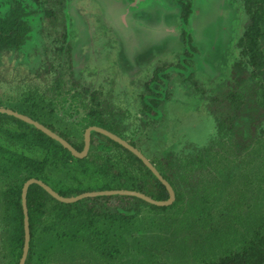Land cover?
<instances>
[{
  "label": "trees",
  "instance_id": "1",
  "mask_svg": "<svg viewBox=\"0 0 264 264\" xmlns=\"http://www.w3.org/2000/svg\"><path fill=\"white\" fill-rule=\"evenodd\" d=\"M253 1L247 0V4ZM259 2L261 7L264 6V0ZM247 48L244 55L248 56V67L243 61L233 63L234 85L230 84L225 91L210 98L218 110V107L226 106L225 111L214 118L216 134L212 143L200 149L194 145L192 154L181 152L179 154L184 155L181 158L169 152L164 160H150L175 191L176 200L171 206L152 205L135 196L87 198L84 199L87 215L80 219L76 211L66 208L67 204L55 200L41 186L32 184L27 193L31 240L25 264H53V261L91 264L87 259L90 257L102 258L104 264H264V52L258 44H247ZM76 72L72 73L76 75ZM183 75L181 73V80L189 81L190 77ZM159 78L157 76L147 85L149 93L140 99L142 116L139 121L143 126L147 123L146 118L160 117V104L169 98L160 86ZM189 82L191 95L206 96L196 82ZM65 83L68 82L56 78L50 89L59 90ZM69 89L74 90L70 97ZM69 89L64 100L80 103L82 93L75 92L74 81ZM35 90L23 91L27 106L39 118H45V126L58 132L76 150H83L84 134L89 126L102 127L128 140L123 130L122 136L117 133L120 132L118 120L121 114L103 110L101 96L89 95L87 101V95L83 94L80 107L83 111L89 110L83 119L86 124L80 130H65L64 122L61 127H51L54 107ZM105 115L109 120L105 121ZM95 137L101 139L98 144H95ZM129 142L137 147L136 143ZM197 173L200 175L198 180L195 179ZM31 178L47 185L51 182L55 186L51 188L64 197L84 193L80 189L82 183L96 179L97 186L102 185L104 190H134L158 201L169 198L166 187L141 159L113 140L92 132L87 157L78 159L34 126L0 113V218L4 264H19L22 257V188ZM235 184H240L238 196L229 190ZM215 192L223 203L221 222L216 226L211 209ZM107 201L116 203L113 211L98 212L97 205ZM87 203L89 206L85 207ZM244 206L247 207L242 213ZM173 211L177 216L168 214ZM148 212L169 215L162 228L168 236H154L151 239L154 243L149 245L134 238L131 249L128 247L123 253L120 251L125 241L123 233L133 232V227L142 220V214ZM242 216L243 221L249 219L251 228L244 227ZM101 218L108 220L110 225L97 226ZM241 224L244 230L240 229ZM191 231L196 232V240L188 244L183 237L177 242L181 233ZM178 245L183 248L179 249L180 254H175L173 251L176 252ZM171 251L173 257L168 255Z\"/></svg>",
  "mask_w": 264,
  "mask_h": 264
},
{
  "label": "flooded vegetation",
  "instance_id": "2",
  "mask_svg": "<svg viewBox=\"0 0 264 264\" xmlns=\"http://www.w3.org/2000/svg\"><path fill=\"white\" fill-rule=\"evenodd\" d=\"M98 8L102 14L96 13ZM235 21L239 27H234ZM227 44L232 46L229 53ZM247 44H258L264 52V6L259 0L250 5L247 0H0V68L8 61L20 70L29 71L32 84L25 90L36 89L43 96L51 93L54 100H46L54 108L57 99L65 101L73 81L77 85L75 92L86 94L87 101L89 95L101 96L102 92L91 90L86 84L92 71L100 69L109 73L107 80L114 82V86L131 78L132 87L137 84L135 79H145L140 83L141 89L139 82L134 90L118 87L119 96H125L126 92L135 94L139 92L137 89L146 91L143 96L148 95L147 85L157 76L169 96L166 88L173 72L181 79V73L190 77L189 81L199 86L203 79L196 76L198 68L214 77L228 66L229 56L233 57L230 67L240 61L248 67V56L244 55ZM219 60L226 62L225 66ZM56 78L68 83L59 90H51L50 85L41 90V84H51ZM37 81L40 85H36ZM113 89L112 94L116 92ZM73 91L68 92L69 97ZM109 103L107 107L111 109L113 104ZM204 110L203 107L200 111ZM84 112L86 116L89 110ZM60 119L55 114L51 127H61L64 121ZM104 119L109 120L107 115ZM2 232L0 218L1 248Z\"/></svg>",
  "mask_w": 264,
  "mask_h": 264
},
{
  "label": "rangeland",
  "instance_id": "3",
  "mask_svg": "<svg viewBox=\"0 0 264 264\" xmlns=\"http://www.w3.org/2000/svg\"><path fill=\"white\" fill-rule=\"evenodd\" d=\"M235 4V2H234ZM233 4V6H234ZM236 8V7H234ZM96 13L102 14L101 9H96ZM234 27L236 28V25L238 22L235 21ZM239 27V26H238ZM235 34H238V28L235 31ZM134 42V41H132ZM134 45V44H133ZM227 50L226 52H231L232 46L231 44H227ZM25 51V50H24ZM23 51V52H24ZM27 51V48H26ZM235 52V51H234ZM218 62L220 65L225 66L224 61L219 60ZM233 61V57H228V63L224 71L216 74L214 77H210L206 72L203 71V69H199L196 71V76H199L203 79V83H199V87L204 90L206 93V96L201 98V94H193L191 95L192 88H190L189 83H184V81L181 80V77L176 75L173 72L174 77L170 81V84L167 86L166 90L169 91V98H167L166 101L162 102L160 105V111H159V118L154 117H148L146 118V125L143 126L141 122L139 121V118L142 116L140 114V109L142 107V102L140 100V95H145L146 91L139 90L143 86L140 84L141 82L145 81L143 80H136L137 84L135 86H129L130 81L129 79V72L128 74V80H123V85L116 84L114 86V82H109L107 80L108 72L104 69H100L99 72L92 71V77H87V86L91 88V90H97L99 92H102L100 99L102 103L104 104L103 110H115L114 112L116 114H121L119 117V125L120 132L117 131L119 135L122 136L121 130H123L126 133L128 141H132L136 143L137 148L143 152V154L148 159H155L156 161L164 160V158L168 155L169 152H172L173 155L176 156H184L183 154L179 153H185L186 155L192 154L191 151L193 149V145L198 146V149L203 148L210 143H212V138L215 137L216 134V123L213 116L219 115L222 110L225 111V107H218L219 110H216V106L211 102L210 98H215L217 95L220 94V92L225 91L227 87L234 85V72L232 73V69L230 67L231 62ZM5 65L3 68H0V81H4L5 85L2 82H0V108L4 109H10L15 112H18L20 114L29 116L33 119H37L41 121L44 124H47L44 120L45 118L41 117L39 118L36 114H34V110H32L30 107L27 106V103L23 100V91L26 87L30 86L32 84L31 75L29 71L27 70H20L18 67L15 66V63L12 64L11 62H5ZM94 72V73H93ZM19 74V75H18ZM84 74H87L85 72ZM18 75V76H17ZM30 77V78H29ZM86 77V76H85ZM29 78V79H28ZM136 78L135 74L132 75V79ZM209 78V79H208ZM208 79V80H206ZM91 80V81H90ZM7 82V83H6ZM139 82V89H137V93H124L125 96H119L117 89L119 87V90H122V87L127 86V88L133 90L137 87ZM220 83V84H219ZM222 83V85H221ZM231 84V85H230ZM36 85H40V82L37 81ZM50 85V82H46L44 85L41 84V90L44 89V87L48 88ZM113 86L115 89H113ZM111 89H113L114 92L112 94ZM171 92V93H170ZM187 93L189 95H187ZM136 94H139L138 96ZM54 96L51 93H48V96H45L47 99H52ZM110 97V98H109ZM130 100V101H129ZM57 103L55 106V114L57 116V119L64 121L65 126H70L71 128L68 129H77L80 130L84 127V114L85 112L83 109L76 103L72 102L70 99H67L66 101L60 102L59 99H57ZM107 101L109 104H113L112 108L109 109L107 107ZM207 104V105H206ZM209 104V105H208ZM204 112L200 111L201 108H203ZM117 110H120L122 112H118ZM77 111L78 113H75ZM88 111V109H87ZM208 111V112H207ZM217 111V113H215ZM222 112V113H223ZM61 116V117H60ZM83 122V123H82ZM9 127V126H7ZM107 129L108 126H104ZM71 131V130H70ZM72 132V131H71ZM61 133V132H60ZM121 133V134H120ZM101 141L100 138L95 137V144H98ZM1 143L3 144V139L1 138ZM187 150H184V149ZM193 152V151H192ZM180 157V158H181ZM56 178V175L54 176ZM200 175L197 173L195 176V179L198 180ZM238 181V178H237ZM48 182V181H47ZM50 187L55 186L48 182ZM101 184V183H99ZM98 182L96 179L91 180H85L82 183L81 190H84L85 192H94V191H107L103 189V186H97ZM236 186V187H235ZM234 187L229 188L230 191H232L233 195L238 196L240 194V184H235ZM234 188V189H233ZM84 192V193H85ZM238 193V194H237ZM78 196V195H77ZM74 197V196H70ZM213 205H211V209L213 212V216L215 219H213L215 226L221 222L220 213L223 211V203H220L219 194L215 192L213 196ZM84 199L77 201L75 203L67 204V209H71L73 212H77L79 218L85 217L84 215H87L84 211ZM116 203H113V201H107L103 203H99L97 205V211H113V207H115ZM242 204L241 206H243ZM89 206L87 203L85 207ZM247 206H244L241 208L242 213H244V208ZM175 211L169 212L172 217L177 216V214H174ZM167 213H159L157 215L150 214L149 212L147 214H142V220L138 221L136 223V226L133 227V232L131 233H123V238L125 239L124 244L122 242L121 244V250L123 253L126 248L129 247L131 249V245L133 243L134 238H139L141 242L146 243L147 245L154 243L155 240H151L154 236H161L166 237L168 234H166L162 228H164L166 223V217L169 216ZM244 224V227L251 228L252 224L247 218L245 221L243 216L240 218ZM225 222H229V220H226ZM98 223V222H97ZM96 225L105 228L106 225H110L108 220L105 218H101L99 220V223ZM174 222H172L173 224ZM176 223V222H175ZM243 226L240 225V229ZM87 229V228H86ZM84 229V230H86ZM57 231H61L60 229H57ZM86 234V231H85ZM103 236V235H102ZM240 236H242L240 234ZM118 237V236H116ZM183 237H186L187 243L190 244L192 241L196 240V232H185L181 233L178 236L177 242L181 241ZM113 238V237H112ZM53 239V237H52ZM114 239H116L114 237ZM183 240V239H182ZM180 246V245H178ZM183 247L177 248L176 252L173 251L175 254H180V250ZM131 254V250H129ZM173 252L171 251L172 257L174 256ZM4 253V249L0 247V264H4V261L2 259V254ZM91 261V264H104V259L102 258H87ZM136 260V259H135ZM172 260V259H171ZM137 261V260H136ZM117 262H119L117 260ZM71 263V262H70ZM66 263V264H70ZM120 263V262H119ZM169 263V261H168ZM173 264H178L174 263ZM53 264H62L61 262L54 263ZM112 264H114L112 262ZM154 264V263H153ZM171 264V262L169 263ZM184 264H190L189 262H185Z\"/></svg>",
  "mask_w": 264,
  "mask_h": 264
},
{
  "label": "water",
  "instance_id": "4",
  "mask_svg": "<svg viewBox=\"0 0 264 264\" xmlns=\"http://www.w3.org/2000/svg\"><path fill=\"white\" fill-rule=\"evenodd\" d=\"M0 113H4V114H7L9 116H13V117L31 125V126H34L36 129L40 130L41 132H43L47 136L58 141L65 149H67L73 155V157L78 158V159L86 158L88 153H89V149H90V145H91V132L100 133V134L110 138L114 142L120 144L122 147L128 149L129 151L134 153L138 158H140L141 161L144 163V165L146 167H148L151 170V172L157 177V179L166 187V189L169 193L168 200H162V201L155 200L152 197H150L144 193L138 192V191L125 190V189H123V190H107V191L85 192V193H82V194H80L78 196H74V197H64V196H61L59 193H57L55 190H53L49 185L44 183L42 180H38L36 178H31L25 182V184L22 188L23 221H24V246H23L22 257L20 259L19 264H25L26 263V260L28 257V252H29V247H30L31 236H30L29 214H28V207H27V193H28V189H29L30 185H32V184H37V185L41 186L55 200L62 202V203H65V204L75 203L77 201H80L82 199H87V198H97V197L115 196V195H117V196H135V197L142 199L143 201H145L147 203H150L152 205L161 206V207L171 206L175 202L176 194H175L173 187L171 186V184L166 179L163 178V176L160 174V172L157 170V168L150 162V160L148 158H146V156L141 151H139L137 148L132 146L129 142L123 140L122 138L113 134L112 132H110L106 129L97 127V126L89 127L85 131L84 148L80 152V151L76 150L65 139L60 137L58 134H56L52 130L48 129L44 125L40 124L39 122L33 120L32 118H30L26 115L20 114L18 112L10 110V109H4V108H0Z\"/></svg>",
  "mask_w": 264,
  "mask_h": 264
}]
</instances>
